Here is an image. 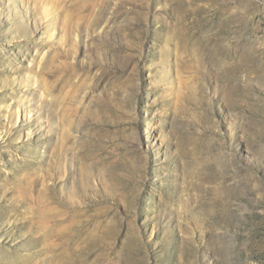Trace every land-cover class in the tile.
I'll use <instances>...</instances> for the list:
<instances>
[{"label":"rangeland","instance_id":"obj_1","mask_svg":"<svg viewBox=\"0 0 264 264\" xmlns=\"http://www.w3.org/2000/svg\"><path fill=\"white\" fill-rule=\"evenodd\" d=\"M0 264H264V0H0Z\"/></svg>","mask_w":264,"mask_h":264}]
</instances>
